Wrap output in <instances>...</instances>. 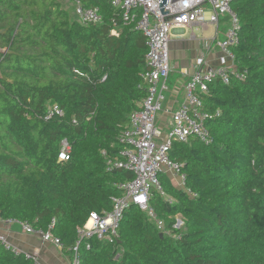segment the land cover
I'll list each match as a JSON object with an SVG mask.
<instances>
[{"label": "trees", "instance_id": "trees-1", "mask_svg": "<svg viewBox=\"0 0 264 264\" xmlns=\"http://www.w3.org/2000/svg\"><path fill=\"white\" fill-rule=\"evenodd\" d=\"M83 4L103 22L83 26L58 0L0 1V218L43 232L55 220L52 233L71 258L78 229L91 213L110 212L123 196L118 185L134 179L108 172L107 159H121L119 137L147 95L146 38L109 1ZM232 11L231 51L247 79L208 85L211 144H172L186 190L160 174L164 196L153 190L149 203L170 235L131 205L114 244L81 242V264H264V0H235ZM50 105L64 117L45 120ZM64 139L72 152L59 163ZM0 264L33 262L0 245Z\"/></svg>", "mask_w": 264, "mask_h": 264}, {"label": "built area", "instance_id": "built-area-1", "mask_svg": "<svg viewBox=\"0 0 264 264\" xmlns=\"http://www.w3.org/2000/svg\"><path fill=\"white\" fill-rule=\"evenodd\" d=\"M111 6L121 12L126 24H135V29L146 38L148 52L146 55V70L142 79L146 85L147 95L140 104V110L134 112L128 125L122 131L118 143L123 147L121 159H107V171L123 170L134 175L132 181L118 185L123 196L112 199V210L108 213H91L82 228L78 229L76 245L70 249L72 252L71 264H81L79 247L85 239L96 237L98 240L114 244L118 238V230L125 214L131 206H138L141 211L147 213L162 230L164 225L160 222L153 209L150 207V199L153 190L164 196L159 181L160 174H166L174 181L178 189L186 190V176L182 173V165L173 162L169 158V151L173 142H187L194 137L203 144H211V135L205 124L214 115L205 111L203 95L209 93L208 85L219 79L224 84H229L231 77L245 81L247 72H238L235 66V56L231 51L233 46L239 43V21L232 11L235 0H169L162 15L160 3L162 0H107ZM74 14L78 23L83 26L98 25L103 22V17L98 8H88L83 0H72ZM228 17L230 26L222 39H216L215 47L222 52L219 64L212 66L207 64L206 58L201 56L196 60V71L185 85V101L175 112L169 113L172 126L164 135L158 127V116L165 112L164 102L166 92L169 90L168 79L171 71L169 42L173 29L191 28L193 26L218 27L222 18ZM112 35L118 36L116 31ZM6 49L0 47V54L6 53ZM77 73L84 76L82 73ZM107 79L105 75L101 82ZM65 113L58 105H50L45 114V120L50 121L56 117L62 118ZM219 115V112L216 113ZM77 124L76 120L73 121ZM72 145L64 139L61 142L59 163L70 160ZM107 157L106 152H102ZM169 202L172 203L171 200ZM10 224L19 225L24 233L37 235L43 242L56 249H64L61 240L52 233L55 220L47 232L35 230L29 223L16 220H2ZM179 221V219H178ZM177 221V222H178ZM179 223L182 226L181 220ZM181 226H175L180 228ZM170 235V231H165ZM0 245L13 254H24L33 264H41L39 259L23 253L13 246L8 239L0 235ZM90 246H87L89 249Z\"/></svg>", "mask_w": 264, "mask_h": 264}, {"label": "crops", "instance_id": "crops-1", "mask_svg": "<svg viewBox=\"0 0 264 264\" xmlns=\"http://www.w3.org/2000/svg\"><path fill=\"white\" fill-rule=\"evenodd\" d=\"M228 22V17H224L218 27L197 25L171 31L169 90L165 95V112L157 119L158 127L162 129L164 135L172 126L171 116L166 112H175L185 101L184 87L196 71V60L204 56L207 64L212 66L219 64L223 54L215 47V41L224 37L229 28ZM0 235L5 236L23 253L39 259L41 264H71L70 255L43 242L37 235L24 233L19 225L0 221Z\"/></svg>", "mask_w": 264, "mask_h": 264}, {"label": "rangeland", "instance_id": "rangeland-1", "mask_svg": "<svg viewBox=\"0 0 264 264\" xmlns=\"http://www.w3.org/2000/svg\"><path fill=\"white\" fill-rule=\"evenodd\" d=\"M58 2L62 5V7L64 9H66L70 13L71 17L74 16L75 8H74V4H73L72 0H58ZM72 18H74V17H72ZM228 23L230 26V22H228ZM180 220H181V218H179V221ZM179 221L177 222V226H181ZM162 231L165 232L167 230H165V228H163Z\"/></svg>", "mask_w": 264, "mask_h": 264}, {"label": "water", "instance_id": "water-1", "mask_svg": "<svg viewBox=\"0 0 264 264\" xmlns=\"http://www.w3.org/2000/svg\"><path fill=\"white\" fill-rule=\"evenodd\" d=\"M168 1L169 0H162V2L159 5L160 6V9H161V14L162 15L169 14L168 12H164V8H165V6H167Z\"/></svg>", "mask_w": 264, "mask_h": 264}, {"label": "flooded vegetation", "instance_id": "flooded-vegetation-1", "mask_svg": "<svg viewBox=\"0 0 264 264\" xmlns=\"http://www.w3.org/2000/svg\"><path fill=\"white\" fill-rule=\"evenodd\" d=\"M1 1V0H0Z\"/></svg>", "mask_w": 264, "mask_h": 264}]
</instances>
